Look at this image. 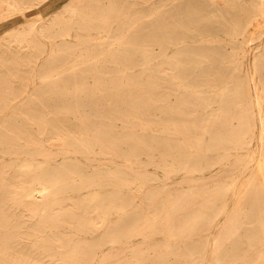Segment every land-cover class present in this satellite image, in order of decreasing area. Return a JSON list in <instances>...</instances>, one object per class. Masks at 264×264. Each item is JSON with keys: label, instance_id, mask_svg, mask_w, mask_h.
<instances>
[{"label": "bare ground", "instance_id": "bare-ground-1", "mask_svg": "<svg viewBox=\"0 0 264 264\" xmlns=\"http://www.w3.org/2000/svg\"><path fill=\"white\" fill-rule=\"evenodd\" d=\"M122 1L126 10L124 17L120 16V12H122L120 9L112 7L114 6L112 5L113 3H110L109 6L102 7L100 0H76L65 8V11L69 13V18H67L65 14L66 16H64L67 19L58 18L52 22L51 26L57 28L53 35L63 41V46L60 47L59 53L50 58L49 64H51V71L47 75L51 77L55 73L57 74L59 70L60 72H64L61 75V79L66 83L72 84V91L69 95H71L70 98L73 100L63 99L67 96L61 93V89L55 87V85H50L53 88V92L46 98L45 102H41V100H44V97L41 98L39 96L36 98L39 99L37 104L52 108V110L49 111L51 113L47 117H41L39 115V108H30L33 106L31 105V103H33L32 100L22 104L21 107H23L24 110L21 111V117L19 119H15L14 117V114L17 113V105L11 106L12 108L8 115L0 119V152H10L17 155H24V153L32 155L35 152L42 153L43 149L41 142L43 140H48L51 143L57 144L62 151H78L88 159H91V154L94 149L93 145H96V147L98 146L101 152L112 155H117V143H127L133 148V151L142 149L144 152H150L153 145L148 143L149 139L146 137L148 132L142 133V136L136 137L128 130L116 138L111 135L112 122L118 119L122 121L128 119L124 116L126 115L125 111L137 112L139 109L149 111L159 109L160 113H164L166 109H171L185 114L191 107H203L206 110L204 113L205 118L199 121L197 116H194L191 122L195 127L200 125L198 126L199 129L203 131L208 140L205 148L207 150L218 151L219 160H210L203 165V167H200V169H198L199 167H195L194 169L197 170V172L204 171L217 162L220 163V167L224 169V171L232 169L231 167L238 164L241 165L238 169L239 173L243 171L249 172L252 168L246 177L243 176L244 178H241V193H232L234 195V205L230 212L231 214L229 213L224 220L227 221L228 224L223 227L224 232L235 233L237 237L238 232L236 230L238 229L239 223H247L248 226H246L248 228L252 227L248 216L253 213L255 208H257V217L264 216V209L259 206V204H263L264 206V202H262L264 201V150L261 153V160L258 158L259 155L256 156L253 151L250 150L245 152V157L240 158L237 154L238 149L249 145L253 137V128L249 112L250 102L245 98L246 94L244 91H241L240 88H236V90H238L237 94L229 95L224 85L225 80L223 83L217 84L215 82L216 79L224 75L219 71L213 70L214 68L208 70V68L203 67L197 73L200 77L198 80L208 81L206 84H208L209 90H211L213 86L218 87L219 90H216L215 93L216 98L197 95L198 93L192 90L194 85L190 84L185 78V75L181 73V70L184 68V63L181 62V58L179 59L177 55H174L168 59H164L161 53L154 54L151 52V46L153 44L166 42L165 48H167L169 47L168 45L178 37L186 36L189 33L191 35H201L205 30L204 23L207 18L206 15L203 14V8L201 6H194V11L192 13H190L189 8H187L189 12L187 16L186 12L182 15L174 9L162 11L160 13L158 11H153L155 9L149 11L151 9L150 7H148V10L146 8H142L143 10L141 8H136L138 3H153L161 0ZM14 5L13 3L12 6ZM249 8V13L246 16V18H248L247 21L245 23L233 25L232 29L230 28L231 30L227 28L228 25L225 23L228 20V16L226 17L219 14L222 19V24L220 25L224 28L223 33L225 36L234 37L232 38L233 40L229 38L231 41H234L235 37L239 34L243 36V39H246V34H248L246 25L253 21H257L258 17L263 18V22L260 26L264 27V0H254V3H252ZM61 14L62 13H60V15ZM147 15L151 16V18L143 20L142 18ZM55 17L57 16H54V18ZM114 21H116V28L112 29ZM234 22L236 24L235 20ZM120 32H122L121 34L123 35H121ZM262 32H264V30H258L257 36L259 37ZM206 33L207 31L204 32L205 35ZM94 34H96V37L99 35V39L95 37L97 40H91ZM104 34L112 40L115 39L117 42V44H115L116 46L112 47V41L109 42L107 46H103L104 42L102 38ZM117 35L119 36L115 37ZM33 37L35 39V36ZM243 39L241 41H243ZM77 49L84 51L83 54L80 53L82 54V60L80 59L82 65L80 67L76 66L75 63L68 65L71 52ZM162 49H164V46ZM182 49L183 47H178V51ZM262 50L264 51L263 48ZM232 56L233 54L231 57ZM89 58L93 59L92 62ZM109 64L112 66L106 70L105 68H107ZM261 66H264V64H261ZM133 68H137L138 72L144 76L143 79L145 83L143 86H137L135 76L138 73L134 72L135 70L132 71ZM242 72H240V74ZM8 74L14 73L6 72V75ZM44 74L45 73L41 74V78L46 76ZM88 76L93 77V83L90 88L85 86V79ZM174 90L180 91L181 94L178 96L179 93H176L178 96L177 99L172 105H168L166 96L170 91ZM143 91H146V94H143ZM213 92L215 91L213 90ZM9 95L10 92H8L7 85L0 80V100L2 101H0V109L6 106V99ZM262 97L263 96H260L257 99V103L259 111L264 114V105L263 102H260ZM77 98H86V100L78 104ZM221 102L224 103V106L229 105L232 106V108L229 109V107L222 106ZM216 103L217 106H215ZM96 104L102 105L105 110L101 111L99 109L96 113L84 112L85 107L91 108V106H96ZM80 106H82V108H80ZM104 116H106L109 121L106 122V119H103ZM70 117H73V122L69 121ZM129 120L132 127L140 125L139 120L136 118ZM177 120L178 119L174 122L176 128L178 127ZM184 125L183 123V126ZM32 126L35 131L30 129ZM260 129L259 137L262 139L261 147L264 148V115L261 116ZM227 153L235 154L236 156L232 161L230 159H223V156ZM45 161V163H35L32 160H28L26 155H24V159L17 165L12 166L9 170H4V168L0 167V264H39L36 262L39 255L56 254V250L52 249L51 245L56 247L58 254L62 255L61 258L58 257L60 261L58 264H94V261L97 260L94 259L92 255L94 246L88 243L82 245L79 240H75L72 245H70L69 249L63 250L64 241L52 231V228L65 224V220L62 218L63 214H61V203L59 202L61 201L62 194L69 187H72L74 191L78 192L82 188L94 187L97 185L99 187H105L109 183H115L117 187L121 188L129 187L132 191L135 189V184L131 186L132 184L129 185L126 179L120 180V177L112 173H106V175L102 177L100 171L95 172L90 177H84L82 172L75 166H66L63 164L52 165L50 159H46ZM238 176L239 174L236 176L231 174V181L234 182L238 179ZM215 180V178L214 180L210 179L206 183L207 186L204 184V188L201 190L202 192L196 191L195 194H192L188 199L175 195L172 199L166 201L162 196L158 195L153 188L142 192L139 198L145 201L147 207L152 211L153 218L150 219L147 217L144 219L143 223L138 224V227H141L138 229V233L143 234L145 230L150 233H155L159 230L160 222L163 225L164 234L171 230L174 225L173 221L187 224V228L176 233L179 235L190 233L192 231L191 229L195 226L198 227V229H201L204 225L210 227L211 223L207 221V225L206 223L202 225V220L204 223V215L207 209L218 205L217 208L220 213L227 212L226 196L231 190V186L215 183ZM164 186L162 185V187ZM100 190L102 191V189ZM161 191L162 190H160V192ZM202 196L204 199L201 198ZM36 198L39 201H37ZM67 199L68 202L69 198ZM248 199L249 201H247ZM106 200L109 199L101 196L97 191H91L74 202V206L76 207L81 204H92L90 206H93L95 211H98L97 213L102 220L98 227H103L104 230L97 244H99V242L101 244L103 242L115 241L116 238L111 236V228L109 229L108 226L105 225L104 216L106 215V203H108H105ZM130 200L131 199L122 200V203L130 202ZM218 201L220 204H218ZM67 202L65 201V203ZM247 203H250V207L245 209L244 207ZM38 204L45 206L42 207L43 211L39 214L36 212L39 209ZM157 204H160L163 209L167 207L162 219L160 218V213L156 212L158 207ZM195 204L197 205V213L190 218L183 212L178 211ZM19 205L26 206L30 210L34 207L33 212L29 211L34 216H37L31 228L20 225V223L13 221L9 216L8 208ZM56 206H58V208H56ZM170 208L171 211L169 212ZM172 209L175 211V217H173L174 214L172 216ZM69 215L74 216L72 211ZM92 225L93 224H91V226ZM123 225L124 221L121 219L118 225L113 228L118 230ZM259 226L264 228V223L258 221L256 227L258 228ZM95 227L96 226H93L92 229H96ZM48 228L50 229L47 230ZM77 229L78 231H82V225L78 226ZM36 236H41V239L38 241L33 240L32 242L33 251H37L36 253L32 254L29 252V249H24L20 246L19 241L21 239H32L33 237L36 238ZM241 243L247 245L237 250H233L232 248L233 251H230L229 257L230 264H249L252 259L259 263H264L263 246L255 248L256 246L249 243L248 239L241 240ZM163 249H166V247ZM107 254L108 252L106 254L102 253L100 257L106 258Z\"/></svg>", "mask_w": 264, "mask_h": 264}, {"label": "rangeland", "instance_id": "rangeland-1", "mask_svg": "<svg viewBox=\"0 0 264 264\" xmlns=\"http://www.w3.org/2000/svg\"><path fill=\"white\" fill-rule=\"evenodd\" d=\"M5 1L6 0H0V80L7 85L10 95L6 99V106L0 109V119L8 115L10 109L12 108L11 106L13 105H17V113L14 114V117L15 119H19L21 117V111L24 110L23 107H21L22 104L30 102V100L35 103H31L33 106L30 108H39V115L41 117H47L51 113L49 111L52 110V108L37 104L39 99L36 98L39 96L41 98L44 97V100H41V102H45L46 98L53 92V88L50 85H55V87H59L61 89V93H63L64 96H67L63 99L73 100L70 98L71 95H69L72 91V84L66 83L61 79V75L64 72H60L59 70V73L57 72V74L55 73L51 77L47 74L51 71V64H49L50 58L59 53L60 47L63 46V41L53 35L57 28L52 27L51 24L58 18H69V13L65 11V8L76 0ZM13 3L15 4L14 6H12ZM100 3L102 7L109 6L110 3H113L112 5L114 6L112 7L122 11L120 12V16H125L126 10L122 0H100ZM252 3H254V0H161L153 3H138L136 8H146L148 10V7H150L151 9L149 11L155 9L153 11H158L160 13L162 11L174 9L182 15L186 12L187 16L189 12L192 13L194 11V6H201L203 8L202 12L207 17L204 23V32L207 31L206 35L204 32L201 35H191L189 33L186 36L174 39L173 42L168 45L170 48H165V45L167 44L166 42L153 44L151 46V52L154 54L161 53L164 59H168L174 55H177L179 59L181 58V62L184 63V68L181 70V73L185 75V78L190 84L194 85L192 90L195 91V93H198L197 95L199 96H211L214 98L216 90H219L216 85V87L213 86L211 87V90H209L210 88L208 84H206V82L208 83L207 80H198L200 77L197 72L203 67L208 68V70L214 68L213 70L219 71L225 76V78L224 76H220V78L216 79L215 82L219 84L223 83L225 80L224 85L226 86L229 95L237 94L238 90H236V88H240L241 91H244L246 94L245 98L250 102L249 112L253 128V137L251 138L249 145L238 149L237 154L240 158L245 157V152L250 150L253 151L256 156L259 155L258 158L261 160V153L264 148L261 147L262 139L259 137V133L261 130V116L264 114L259 111L257 99L260 96H263L260 102H263L264 105V66H261V64H264V51L262 50V48L264 49V32H262L259 37L257 36V33L258 30H264V27L260 26L263 22V18L258 17L257 21H253L246 25L248 30L246 39H243V36L239 34L235 37L234 41H231L234 37L225 36L223 33L224 28L220 25L222 24L220 15H224L226 17L228 16V20L225 23L229 26H227L229 30L232 29L233 25L245 23L248 19L246 16L249 13V6H251ZM187 8H189V12ZM60 13L62 14L60 15ZM233 15L235 16V19ZM54 16L57 17L54 18ZM149 18H151V16L147 15L142 19L146 20ZM234 20L236 21V24ZM115 28L116 21L112 24V29ZM121 33L122 32H120V34ZM32 35L35 36V39ZM94 35L91 40L95 41L99 39V35H97L98 37H96V34ZM103 36V46H107L111 41L112 47L116 46L115 44H117V42L115 39L112 40L107 37L106 34ZM118 36L119 35L115 37ZM242 39L243 41H241ZM163 46L164 49H162ZM178 47H183V49L178 51ZM83 52L84 51L79 49L72 51L68 59V65L75 63L76 66L80 67L82 65L81 60ZM232 54L233 56L231 57ZM89 60L92 62L93 59L89 58ZM111 66L112 65L109 64L105 69L107 70ZM132 71L138 73L135 76L137 86H143L145 83L143 79L144 76L138 72L137 68H133ZM6 72H12L14 74L6 75ZM240 72L242 73L240 74ZM43 73H45L44 75L46 76L41 78V74ZM255 73L259 75H256ZM92 83L93 77H86L85 86L90 88ZM213 90L215 92H213ZM176 93H179L178 96L181 94L180 91L174 90L170 91L166 96L168 105H172L177 99L178 96ZM143 94H146V91H143ZM85 100L86 98H77L78 104L85 102ZM221 104L224 106V103L221 102ZM215 106H217V103ZM224 107H229V109L232 108V106L229 105ZM80 108H82V106H80ZM99 109L101 111L105 110L102 105L100 106L99 104H96V106H91V108L85 107L84 112L96 113ZM205 112L206 110L200 106L189 108L185 114H181L180 112L175 110L173 111L171 109H166L164 113H160L159 109L152 111L139 109L137 112L125 111L126 115L124 116L128 119H125L124 121L118 119L112 122L111 135L116 138L128 130L136 137L142 136V133L148 132L146 135L147 139H149L148 143L153 145L150 152H144L142 149L139 151H133V148L129 144L117 143V155H112L101 152L98 146L96 147V145H93L94 149L91 154V159H88L78 151H62L57 144L51 143L48 140H43L41 142L43 149L42 153L35 152L32 155L24 153L28 160H32L35 163H45L46 159H50L52 165L63 164L66 166H75L82 172L84 177H90L95 172L100 171L102 177H104L106 173H112L115 174V176L120 177V180L126 179V182H129V185L132 184L131 186L135 184L134 190L136 192L134 190L131 191L129 187H117L115 183H109L105 187H99L98 185L94 187H86L82 188L78 192L74 191L72 187H69L62 194L61 201H59L61 203V214H63L62 218L65 220V224L52 228V231L55 232L56 236L64 241L62 249H69L70 245H72L75 240H79L82 245L87 243L91 244L94 246L92 249V255L94 256V259H97L94 261V264H230L229 257L232 248L233 250H237L247 245L241 243V240L243 239H248L249 243L256 246L255 248L263 246L264 249V228H261L260 226L258 228L256 227L258 221L264 223V216H256L257 208H255L253 213L248 216L252 227L248 228L247 223H239L238 229L236 230L238 232L237 237L235 233H226L223 230V227L228 225L227 221L224 220L227 218V215H229L234 205V195L232 193L240 192L241 178L246 177L252 168L249 172L243 171L242 173H239L238 169L241 165L238 164L231 167L232 169H229V172V170L224 171V169L220 167V163L217 162L204 171L197 172V170L194 169L195 167H199L198 169H200V167H203V165L208 163L210 160H219L218 151L207 150L205 148L208 140L203 131L199 129L198 126L200 125L195 127L191 122V119L194 116H197L199 121L204 119ZM133 118L139 120L140 125L132 127L129 119ZM103 119H106V122L109 121L106 116H104ZM176 119H178L177 128L174 124ZM69 121L73 122V117H70ZM183 123L185 124L184 126ZM30 129L35 131L33 126ZM235 154L227 153L223 156V159H230L232 161L237 155ZM24 155H17L10 152H0V167L4 168V170H9L12 166L21 162V160L24 159ZM231 174L235 176L239 174L238 179L234 182L231 181ZM214 178L216 179L215 183L231 186V190L226 196L227 212L220 213L217 208L218 205L207 209V212L204 215V223L202 220V225L207 221L208 223H211L210 227L204 225V227L198 229V227L195 226L191 229V232L189 230L190 233L179 235L176 233L187 228V224L173 221L174 225L171 230L164 234L163 225L160 222L159 230L157 232L150 233L145 230L143 234L138 233V229L141 228L138 227V224L143 223L144 219L147 217L150 219L153 218L152 211H150L147 207L145 201L139 198V195L142 192L153 188L156 190L158 195L162 196L166 201L172 199L175 195L186 197V199H188L192 194H195L196 191L203 190L204 184H206L210 179L214 180ZM162 185L165 186L162 187ZM100 189H102V191ZM160 190L163 192L161 191V193ZM91 191H97L98 194L109 199L105 201V203H108H106V215L104 216V221L105 225H107L109 229L111 228V236L116 237L115 241L103 242L101 244L99 242V244H97V241L100 240L104 230L103 227H98L99 223L102 221L97 213L98 211H95V208L90 206L92 204H81L78 207L74 206L75 201H78ZM137 191L140 192L138 193ZM67 198H69L68 202ZM201 198L204 199L203 196ZM125 199L131 200L130 202L122 203V200ZM249 199L247 201H249ZM36 200L39 201L37 198ZM65 201L67 203H65ZM218 204H220L219 201ZM157 206L156 212L160 213V218L162 219L165 215L167 207L163 209L160 204H157ZM259 206L264 209L263 204H259ZM42 207L45 206L40 204L39 209L36 211L37 214L43 211ZM249 207L250 203H247L244 208L247 209ZM56 208H58V206H56ZM33 210L34 207L30 210L28 207L22 205L11 206L8 208V212L10 214L9 216L13 221L29 228L32 227V224L35 222L37 217L29 212H33ZM71 211L74 216L69 215ZM170 211L171 208L169 212ZM178 211L183 212L190 218L197 213V205H190L189 207L182 208ZM111 212L114 213L112 214ZM174 212V209H172V216L174 214L173 217H175ZM121 219H123L124 225L118 230H115L113 227L118 225V222ZM208 223H206V225ZM91 224L93 225L91 226ZM80 225H82V231H78L77 229ZM93 226H96V229H92ZM49 229L50 228L47 230ZM39 239H41V236H36V238L33 237L32 239L25 238L21 239L19 244L24 249H29V252L34 254L37 251H33L32 242L33 240L38 241ZM164 246L166 249H163L165 248ZM51 247L56 250V254L39 255V258L36 260L37 263L58 264L60 262L59 258H61L62 255L57 253L58 251L56 247H53V245H51ZM197 249H200L199 252ZM107 252V257L104 256L106 258L100 257L102 253L106 254ZM253 263L264 264L252 259L249 264Z\"/></svg>", "mask_w": 264, "mask_h": 264}]
</instances>
